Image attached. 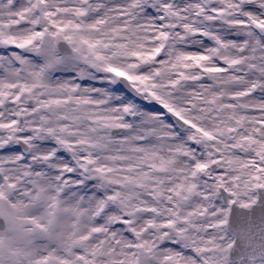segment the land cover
<instances>
[{
	"label": "snow or ice",
	"instance_id": "snow-or-ice-1",
	"mask_svg": "<svg viewBox=\"0 0 264 264\" xmlns=\"http://www.w3.org/2000/svg\"><path fill=\"white\" fill-rule=\"evenodd\" d=\"M0 264H264V0H0Z\"/></svg>",
	"mask_w": 264,
	"mask_h": 264
}]
</instances>
